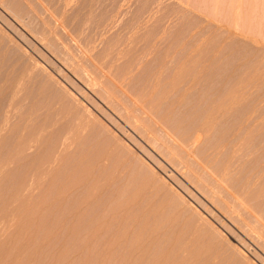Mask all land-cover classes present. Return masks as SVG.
<instances>
[{
  "label": "rangeland",
  "instance_id": "1",
  "mask_svg": "<svg viewBox=\"0 0 264 264\" xmlns=\"http://www.w3.org/2000/svg\"><path fill=\"white\" fill-rule=\"evenodd\" d=\"M0 264H264V0H0Z\"/></svg>",
  "mask_w": 264,
  "mask_h": 264
},
{
  "label": "bare ground",
  "instance_id": "2",
  "mask_svg": "<svg viewBox=\"0 0 264 264\" xmlns=\"http://www.w3.org/2000/svg\"><path fill=\"white\" fill-rule=\"evenodd\" d=\"M224 109H225V108H224ZM228 206H229V205H228ZM242 252H243V251H242ZM242 252H241V253H242ZM244 253H245V252H244ZM244 253H242V254H244Z\"/></svg>",
  "mask_w": 264,
  "mask_h": 264
}]
</instances>
